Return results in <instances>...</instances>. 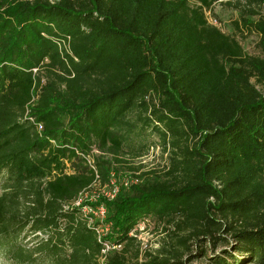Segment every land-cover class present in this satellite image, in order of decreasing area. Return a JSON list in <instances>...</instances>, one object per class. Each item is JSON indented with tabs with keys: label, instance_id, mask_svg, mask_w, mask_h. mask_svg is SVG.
<instances>
[{
	"label": "trees",
	"instance_id": "16d2710c",
	"mask_svg": "<svg viewBox=\"0 0 264 264\" xmlns=\"http://www.w3.org/2000/svg\"><path fill=\"white\" fill-rule=\"evenodd\" d=\"M214 3L235 11L232 32L207 23ZM133 110L174 155L164 179L101 198L119 246L102 253L73 202L126 162ZM146 218L176 246L143 258L130 232ZM221 231L234 243L213 263L264 264V0H0V256L184 264L180 248Z\"/></svg>",
	"mask_w": 264,
	"mask_h": 264
},
{
	"label": "rangeland",
	"instance_id": "374dc122",
	"mask_svg": "<svg viewBox=\"0 0 264 264\" xmlns=\"http://www.w3.org/2000/svg\"><path fill=\"white\" fill-rule=\"evenodd\" d=\"M215 15L223 22L224 31L232 32L233 28L231 21L235 18L236 13L231 8H227L224 5H215L213 9ZM241 45L244 51L249 55H259L260 52L256 46L257 37L251 33L240 35ZM257 88L262 91L260 86ZM148 113L139 112L133 110L129 112L125 120L133 125V130L126 134V140L124 144L125 154L121 157L126 160L125 163H116L114 159H111L110 155L104 156V158L111 159L113 169L111 171L110 183L104 186L97 184L94 186V191L110 192V187L116 185L119 188L120 183L124 182H137L136 177L141 174H147L146 178L150 179H164V171L167 170L171 162V157L174 155L170 146H166V149L162 146V140L154 128L153 124L144 125L140 121V117L147 115ZM141 127V129H140ZM136 128V129H135ZM124 128L122 131H125ZM125 134V133H124ZM189 140L188 143H191ZM212 199V198H211ZM210 199V200H211ZM212 201V200H211ZM106 217V215H105ZM133 236H135L140 243L142 255L157 254L162 247L171 248L176 246L174 241L173 227L169 226L165 221H158L156 219L146 218L138 223V227L134 229ZM208 239H200L195 241L190 240L187 245V249L180 248L184 264H215L213 258L216 255L227 256L223 253L225 250L230 251L231 245L234 243L230 234L218 233V237L214 243L207 241ZM201 250H205V256L199 253ZM227 258V257H226ZM142 260V259H141ZM226 260L231 261L227 258ZM241 264H255L245 263ZM0 264H15L12 261L4 259L0 256Z\"/></svg>",
	"mask_w": 264,
	"mask_h": 264
},
{
	"label": "built area",
	"instance_id": "2783aa9c",
	"mask_svg": "<svg viewBox=\"0 0 264 264\" xmlns=\"http://www.w3.org/2000/svg\"><path fill=\"white\" fill-rule=\"evenodd\" d=\"M221 1V0H218ZM215 4V3H214ZM217 4V3H216ZM215 4V5H216ZM214 11V10H213ZM206 21L209 25L218 28L219 30L224 32V24L223 22L212 13V10L203 9ZM88 163L91 165V161L88 160ZM92 168H94L92 166ZM127 182H124V185H127ZM97 184H94L96 186ZM94 186L91 191L82 192L79 197L73 202L74 206H82V216L87 219L88 225H93L97 240L103 241L104 249L102 253H106L109 250L118 248L119 246L111 245V243L104 240L105 235L109 231V225L104 222L106 215V208L103 202H101V198L111 199L115 195L118 190V186L112 185L110 187V192H105L101 190L94 191ZM133 232H130L132 235ZM104 257L100 258V262L102 264Z\"/></svg>",
	"mask_w": 264,
	"mask_h": 264
}]
</instances>
